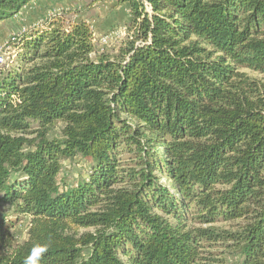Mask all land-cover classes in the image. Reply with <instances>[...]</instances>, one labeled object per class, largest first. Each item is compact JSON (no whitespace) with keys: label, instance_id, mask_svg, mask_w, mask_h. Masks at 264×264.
Masks as SVG:
<instances>
[{"label":"trees","instance_id":"16d2710c","mask_svg":"<svg viewBox=\"0 0 264 264\" xmlns=\"http://www.w3.org/2000/svg\"><path fill=\"white\" fill-rule=\"evenodd\" d=\"M116 1L115 51L60 12L0 66V264H264V0Z\"/></svg>","mask_w":264,"mask_h":264},{"label":"rangeland","instance_id":"374dc122","mask_svg":"<svg viewBox=\"0 0 264 264\" xmlns=\"http://www.w3.org/2000/svg\"><path fill=\"white\" fill-rule=\"evenodd\" d=\"M60 12H65L67 20H85L91 26L96 51H115L130 21L126 4L116 0H33L23 6L16 15L0 21V66L14 64L16 52L20 48L18 37L35 27L44 26L50 18ZM13 36H16L15 39ZM95 54L96 52L91 53V57L94 58ZM246 72L261 77L256 72ZM60 126L61 124H56L53 135L60 134ZM86 167L87 161L82 158L62 160L59 176L67 183H72L76 178L85 175ZM0 217L14 219V213L7 205H0ZM219 225L225 228L233 226L228 222ZM14 230L19 241L27 238L28 219L21 217Z\"/></svg>","mask_w":264,"mask_h":264},{"label":"clouds","instance_id":"9594fccd","mask_svg":"<svg viewBox=\"0 0 264 264\" xmlns=\"http://www.w3.org/2000/svg\"><path fill=\"white\" fill-rule=\"evenodd\" d=\"M48 247V244H34L25 257L23 264H40L41 258L48 251Z\"/></svg>","mask_w":264,"mask_h":264},{"label":"built area","instance_id":"2783aa9c","mask_svg":"<svg viewBox=\"0 0 264 264\" xmlns=\"http://www.w3.org/2000/svg\"><path fill=\"white\" fill-rule=\"evenodd\" d=\"M16 36H13L12 38L15 39Z\"/></svg>","mask_w":264,"mask_h":264}]
</instances>
